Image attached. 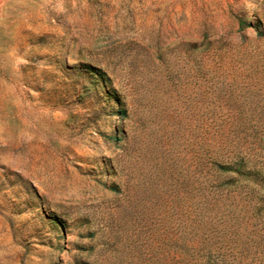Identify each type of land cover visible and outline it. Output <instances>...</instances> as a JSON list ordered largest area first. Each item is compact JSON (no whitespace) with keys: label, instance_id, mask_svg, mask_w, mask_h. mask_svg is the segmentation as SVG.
Wrapping results in <instances>:
<instances>
[{"label":"rangeland","instance_id":"obj_1","mask_svg":"<svg viewBox=\"0 0 264 264\" xmlns=\"http://www.w3.org/2000/svg\"><path fill=\"white\" fill-rule=\"evenodd\" d=\"M0 264H264V0H0Z\"/></svg>","mask_w":264,"mask_h":264},{"label":"trees","instance_id":"obj_2","mask_svg":"<svg viewBox=\"0 0 264 264\" xmlns=\"http://www.w3.org/2000/svg\"><path fill=\"white\" fill-rule=\"evenodd\" d=\"M118 112H119V114L122 115V116L125 115V110H124V109H119ZM115 138H117V137H115ZM218 169H220L221 171H225V170H227V167L222 166V165H219V166H218Z\"/></svg>","mask_w":264,"mask_h":264}]
</instances>
